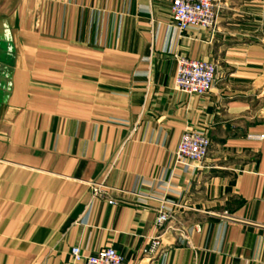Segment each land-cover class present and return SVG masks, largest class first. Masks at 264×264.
<instances>
[{
    "label": "crops",
    "instance_id": "1",
    "mask_svg": "<svg viewBox=\"0 0 264 264\" xmlns=\"http://www.w3.org/2000/svg\"><path fill=\"white\" fill-rule=\"evenodd\" d=\"M171 3L0 0V264H264V0H215V32L175 31ZM180 56L216 63L207 96L175 90ZM188 129L197 171L171 163Z\"/></svg>",
    "mask_w": 264,
    "mask_h": 264
},
{
    "label": "built area",
    "instance_id": "2",
    "mask_svg": "<svg viewBox=\"0 0 264 264\" xmlns=\"http://www.w3.org/2000/svg\"><path fill=\"white\" fill-rule=\"evenodd\" d=\"M172 27L183 33L192 29L215 32L218 21V7L215 0H172ZM217 80V65L212 61L194 60L189 57L177 58V72L174 79L175 90L200 97L207 96ZM212 141L202 130H186L171 155L173 168L193 171L204 168V163L210 156ZM95 196L110 198L113 189L105 182L89 184ZM109 204L115 201L110 199ZM155 219V228L165 231L176 218L174 210L168 207V201L162 199ZM161 248V235L153 237L145 248L146 255H156ZM74 264H126L124 257L114 248H103L96 255H84L79 246L71 249Z\"/></svg>",
    "mask_w": 264,
    "mask_h": 264
}]
</instances>
